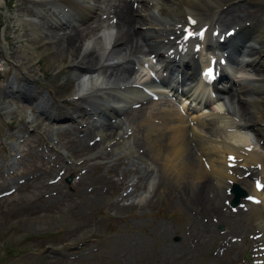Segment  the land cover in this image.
Listing matches in <instances>:
<instances>
[{"label":"rangeland","instance_id":"374dc122","mask_svg":"<svg viewBox=\"0 0 264 264\" xmlns=\"http://www.w3.org/2000/svg\"><path fill=\"white\" fill-rule=\"evenodd\" d=\"M1 1L3 5L0 7V31L6 37L8 51L14 53L18 46L28 43L26 35L30 32L25 25L20 30L14 16H20L21 12L28 10L30 0ZM258 1L264 4V0ZM115 2L116 0H97L99 8L90 15L85 25L79 27L80 42L96 34L87 33L85 28L97 26L104 15L105 6L108 4L109 9ZM133 3L139 7L145 5L138 1ZM43 30L44 34L51 31L49 28ZM20 35L21 39L18 37ZM2 52L0 49V59L4 58L5 53ZM50 57L48 53H41L26 70L15 62H7L6 68L0 70V75L6 78L13 74V70H17V76H21L22 80L25 75L34 81L36 89L40 90L38 84L50 88L52 97L58 100V94L61 95L65 89L64 93L67 95L71 79L65 68L57 70L52 67ZM64 65H68L67 59H64ZM6 69L7 73L4 71ZM6 81H0V86L6 84ZM235 90L238 91L239 86L233 92ZM62 99L64 97L58 101L61 102ZM4 101L6 98H0V192L8 191L11 184L20 177L28 174L40 176L35 181L24 183L22 188L19 185L14 194L0 199V264L253 263L245 259L243 252V237L252 235L256 230L246 211L232 213L233 223L238 228L234 233L233 224H219L223 226V230H219L218 225L215 226V235L223 236L216 237L217 246L210 245L209 239L197 247L195 230H192L193 227L190 229V224L196 228L198 221L194 219L192 209L184 208L181 188H177L173 182L169 183L172 176L168 171L166 170L170 178L157 165L155 168L158 170L149 171L155 175L150 181V168L144 169L139 162L130 168L122 153H107L102 150L99 142L92 141L93 132L85 115L76 118L77 122L83 124L75 127L69 123L70 131L58 133L54 144L49 138L52 130L44 119L45 115L37 113L30 105L17 103L19 113H16L17 117L11 116L14 121L26 119L31 111L40 121L43 134L23 138V143L18 148L21 157L16 159L19 169L12 174L7 173L6 162L12 148L3 140L13 142L15 138L7 135L10 128L5 125V112L1 111ZM257 106L259 110L264 108V96ZM243 107L248 110V105ZM147 110L149 109L142 110L143 116L147 115ZM249 110L247 116L254 120L258 115ZM136 117V112L128 116L129 122L131 118L132 122L128 123L127 120V123L134 128L135 135L141 137L143 132L145 134V129H139L138 122L141 118ZM258 130L264 140V126L258 127ZM131 147L136 154L144 150L143 147L139 149L138 144ZM63 152L71 160L68 161L69 158L64 157ZM113 155L117 157H112ZM165 175L167 179L164 178ZM133 176L132 190L123 196L122 192ZM53 177L58 179L49 184ZM67 179L71 182L67 183ZM184 186L188 187L186 183ZM166 188L171 192L169 196L165 194ZM242 221L245 223L244 227ZM231 237L237 239L236 244L232 243L235 239L231 240ZM54 249L73 256L70 259L53 256ZM249 249L247 246V250Z\"/></svg>","mask_w":264,"mask_h":264},{"label":"bare ground","instance_id":"6f19581e","mask_svg":"<svg viewBox=\"0 0 264 264\" xmlns=\"http://www.w3.org/2000/svg\"><path fill=\"white\" fill-rule=\"evenodd\" d=\"M148 1L152 2L149 7L148 4L146 6L141 5V7H138L137 5L134 7L131 1L116 0V2L109 7V16H107V18L105 17L100 27H98V30L101 31L100 36H92L90 39H85L83 42H80L79 34L81 32L76 29V26H71L57 33H48L46 31L48 34H44V23L46 21L55 25L59 20L64 19V15L69 14V18H73L72 24H75V22H77L74 19L75 17L84 19L95 10L97 7L95 5L97 0H30L28 1V10L21 12L20 16L18 14L14 16L16 19L15 23L20 30H23L22 25H25L26 29L30 31L29 34L26 35L28 43L26 42L24 45L18 46L14 53L8 52L5 40L6 37L3 31H0V49L5 53L4 58L0 59V68H6L7 62H21L19 66L23 69H27L41 53H48L51 55L50 60L52 67H55L57 70L65 67L72 75L73 83L70 84V88H68V97H77L81 104L84 105L83 109L87 108L88 110L95 111V114L98 115H104L105 112H109L111 116H113L114 114L125 111L124 104L129 103V100L138 101L144 100L145 98L147 99L149 95L151 97H156L158 94L164 95L159 91L154 79L150 76L154 75L157 77L158 74L162 75L163 73H169L170 76L175 73L180 74L178 68H174L176 62L175 58L170 60L168 56L161 70L158 71L156 66L150 65V67H145L150 63L149 61L152 58L148 59L149 55L146 56L143 52H140L145 57L142 58L143 61L141 63L136 64L140 68L139 71L127 66L120 74L115 72L119 66L130 64L128 56H134L136 53H139L136 51L137 42L134 40L142 34V31H139L138 28L144 26L147 22L146 25L148 24V29L151 31L146 30V40H150L151 44L159 45V43H157L159 34L157 33L163 34L161 42L165 43L166 41V43H170L171 41L167 35H173L176 29L170 28L168 23L170 21L182 23L190 32L187 42L191 43L190 46L192 50L196 52L200 51L196 54L193 53L190 48L187 51L188 55H191L192 60L195 56L203 58V53L205 51L214 52L219 48V45L213 41L210 34L213 27L215 28V23L218 20L217 13L223 4L213 0H206V2L202 0ZM2 5L3 3L0 0V7ZM107 5L105 6L106 10L108 9ZM142 9L145 12L143 16L139 15ZM151 13L154 16L157 15L159 21L155 23L152 20L153 18L150 17ZM233 19L239 20V17L236 16ZM250 24L253 26L254 31L248 36V39L244 41V49L248 50L250 55H253L250 59H256V63H247V66H243V63H239V61L236 60L233 66H239V68H235V74L238 76L236 80L241 82L247 81L251 84V87L256 84L255 89H258L259 92H264V59L263 62H259V59H262L264 56V21L256 19ZM209 26L212 29L209 31L207 30L208 32L206 31L207 36L205 39L193 33L198 28L202 29L203 27ZM86 29L89 30V33L94 32L93 29ZM113 33H115V35L124 36L126 42L125 49L116 46L118 45L117 40H114L113 43L110 42V37ZM21 36L22 35L18 36L19 39L22 38ZM193 40L197 41L193 42ZM121 46L123 45L121 44ZM91 49H93V51H91ZM154 53H156V56L159 55L157 50H154ZM232 54L233 52H230L231 56ZM21 56H23V58H21ZM64 59H67L68 66L64 65ZM111 61H116L118 63H111ZM205 65H207V63ZM249 68H256V71L252 73ZM184 80L183 76H181L180 80H170L169 78L168 88L174 93L177 92V90H181V92L187 94L189 98L203 96L201 103H194L192 107L193 112L192 117H190L192 128L189 125L186 126V128L190 130V137L185 138L182 132L184 128L178 126H172L171 132L167 135H161L159 131L156 135L149 133L153 118L161 120L164 125L170 124L167 123L169 120L171 121L173 119V122L177 119L175 115L169 116L165 114L166 111L157 108L155 112L144 116L143 114L139 115L140 112L136 114L137 117L139 116L141 118L138 117L140 119L138 122L140 123L139 129H146L145 131L147 133L145 136L143 132L141 137L135 135L132 144H140V140L146 137L148 140L147 145L151 152L149 156L150 163H147L143 156L139 154L136 159L145 164L148 168H151L148 172L155 171V167L158 165L159 169L161 168L166 174L167 170L170 173L169 175H174L173 179L169 180L170 183L173 181L176 185L182 184L181 195L183 196L185 209H192L194 212V219L198 221L195 235L197 239L196 246L199 247L214 228L212 223L207 224L210 218L215 217L218 222L224 219L221 206L219 205V195L214 194L210 196V194H212L215 189L222 190L224 194V192L235 183L236 179L235 176L231 174L229 165L235 163V165L245 166L250 174H259L260 181H264V154L257 155L256 152L259 139L253 131L254 122L246 118L245 112L240 114L242 111L240 107L243 103H236L232 97H228V99L225 100L226 102H221L212 98V95H210V92L207 90L209 86L204 85L205 80H199L198 77H196L195 80L194 74L188 76L189 84L184 85ZM147 83L151 86H147L145 89L146 93H144V91H141L139 88ZM23 86L27 87L25 84H23ZM247 87L248 86L240 87L239 89ZM25 92H28V90H25ZM113 94L117 97L116 101L112 99ZM245 96L250 97L252 100L250 103L254 105L261 100L260 95L254 96L246 94ZM31 98L33 102L36 103L37 108L43 109L49 117L51 115L49 113L56 110L50 106L45 92L34 93ZM238 100L239 98H237V101ZM44 101L48 103L49 113L47 112V105ZM152 103L153 101L151 104ZM208 103L211 105L210 107L204 106ZM14 110L15 109L8 104L2 108L7 118L15 112ZM181 110L190 111L191 109L186 108V105L183 104ZM253 110L260 114L257 117V122L261 121V114L264 113V109L259 112L254 106ZM203 117L207 118L206 125L217 128V133L209 135L207 132L198 131L196 129V125ZM33 122H35V120L32 121V123ZM32 123L30 127L33 126ZM94 124H96V122ZM122 126L123 122L118 121L115 124H109L105 128L102 125H98L96 130L97 134L103 135V133H105V136L103 135L100 142L108 149H111L112 153L121 151L123 154H130L131 148L126 145L128 141L126 142L124 139L127 129L122 128ZM208 130L211 133V129ZM107 131H110V134H107ZM156 138H158V140H156ZM161 139L164 140L160 142ZM188 139L197 148L198 156L193 154L191 147H188ZM114 156L115 155L112 157ZM203 158H205V161L201 164ZM195 167L198 168L195 169ZM156 170H158V168ZM163 172L162 174H164ZM207 173L210 174L212 185L211 181L207 178ZM169 175L167 174L168 177ZM168 177L165 175L164 178L167 179ZM189 180L192 184L190 186ZM184 183H186L188 187L184 186ZM256 186L258 188L263 187L260 184H256ZM258 194L259 192L255 191V195L258 196ZM179 197L181 198V196ZM254 217L257 218L256 221L258 224L262 225L259 223V220L263 217L258 213H255ZM261 252V250H258L257 254ZM261 254L262 256L260 259L264 261V252Z\"/></svg>","mask_w":264,"mask_h":264}]
</instances>
